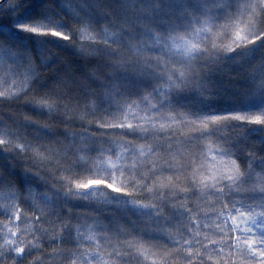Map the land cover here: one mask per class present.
<instances>
[{"label":"snow or ice","instance_id":"snow-or-ice-1","mask_svg":"<svg viewBox=\"0 0 264 264\" xmlns=\"http://www.w3.org/2000/svg\"><path fill=\"white\" fill-rule=\"evenodd\" d=\"M0 106V264H264V0H0Z\"/></svg>","mask_w":264,"mask_h":264},{"label":"trees","instance_id":"trees-1","mask_svg":"<svg viewBox=\"0 0 264 264\" xmlns=\"http://www.w3.org/2000/svg\"><path fill=\"white\" fill-rule=\"evenodd\" d=\"M217 76H219V73H217ZM224 83H227V78H225ZM227 96L226 92H223V90L221 89V94H213L211 96H209L204 102L209 104V107H216L219 105H222L224 103V100ZM210 101V103H209ZM0 107H6V106H0ZM5 119H7V117H5ZM72 127H80V125H73ZM89 131H95V129H89ZM260 133H255L253 134L252 137H250V139H255L256 136H259Z\"/></svg>","mask_w":264,"mask_h":264}]
</instances>
